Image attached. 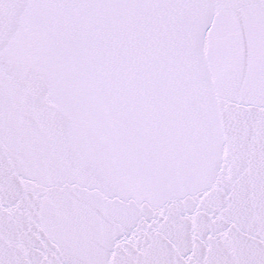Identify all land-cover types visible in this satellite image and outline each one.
Returning <instances> with one entry per match:
<instances>
[{
  "label": "snow or ice",
  "instance_id": "1",
  "mask_svg": "<svg viewBox=\"0 0 264 264\" xmlns=\"http://www.w3.org/2000/svg\"><path fill=\"white\" fill-rule=\"evenodd\" d=\"M0 264H264V0H0Z\"/></svg>",
  "mask_w": 264,
  "mask_h": 264
}]
</instances>
